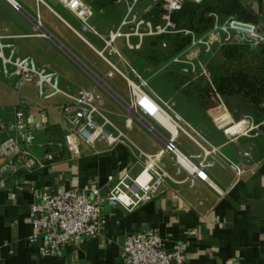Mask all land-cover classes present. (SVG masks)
Returning <instances> with one entry per match:
<instances>
[{"label": "crops", "instance_id": "0c3cea01", "mask_svg": "<svg viewBox=\"0 0 264 264\" xmlns=\"http://www.w3.org/2000/svg\"><path fill=\"white\" fill-rule=\"evenodd\" d=\"M86 1L94 14L90 18L93 28L84 29L77 14L60 0H21L20 10L9 0H0V31L9 35L19 54H31L56 69L62 85L70 92L75 93L81 87L94 88L97 103L111 121L139 148L157 154L165 148L171 134L167 123L173 124L166 118L165 125L153 117L132 112L128 78L119 72L109 74L110 62L128 72L131 80H145L143 87L183 127L178 129L175 138L177 147L194 160L200 159V153L215 160L206 167L211 181L189 177L185 169L178 172L174 153L164 150L157 155V160L178 181L167 179L157 196L133 210L105 200L104 214L108 222L100 235L68 243L60 254H42L39 248L42 236L35 242L30 241L34 227L29 209L37 192H61L71 187L89 191L93 185L105 191L113 180L127 171L136 173L141 167L137 148L126 142L109 143L100 139L94 146L83 142L76 155L66 146H47L48 139L61 140L67 130L60 105L66 97L57 94L44 102L49 124L37 132L35 168L7 173L0 180V264H121L125 236L148 227L160 231L167 248L183 244L188 264H264L262 110L257 108L254 116L246 104L247 98L236 100L233 95L218 92L211 93L209 104L192 103L185 94L182 95L186 103L179 104L176 96L182 92L174 77L169 75L175 85L171 90H166L162 81L152 79L162 68V62L153 64L149 51L155 46V40H146L151 34L143 36L138 52L127 45L124 36L110 41V31L120 26L127 14L128 2ZM238 3V15L264 22V0H238ZM137 4L134 12L140 18L149 17L148 13L140 12L143 6ZM122 29L129 31L131 27L126 25ZM140 30L145 31L146 26L141 25ZM131 39L135 42L140 37L134 33ZM151 64L157 67L150 72ZM32 89L34 93L23 91V94L40 100L35 83ZM166 102L172 103V108ZM15 103L4 106V115L11 116ZM245 114H252L253 121L259 124L258 134L232 132L234 122ZM107 127L114 130L111 125ZM47 150L54 152L53 160L45 157ZM10 192L16 197L10 198Z\"/></svg>", "mask_w": 264, "mask_h": 264}, {"label": "built area", "instance_id": "2783aa9c", "mask_svg": "<svg viewBox=\"0 0 264 264\" xmlns=\"http://www.w3.org/2000/svg\"><path fill=\"white\" fill-rule=\"evenodd\" d=\"M9 1L14 8L18 10L23 8L21 0ZM60 1L77 14L83 22L84 29L93 28L90 18L94 14V9L86 0ZM125 1L128 2L127 14L120 26L110 31V41H114L118 36H124L130 48H138L145 34L162 33L166 30L161 24L154 27L150 19L140 18L134 12V6L139 0ZM183 1L167 0L170 9L180 8ZM151 7L152 3L148 4L145 10ZM211 13L215 20L210 35L206 39L194 37L192 45L203 43L206 50H209L212 42L220 38L221 34L223 42L227 43L247 42L254 46L264 44V22L241 19L234 14L220 20L216 12ZM133 21H136L135 25L130 24ZM142 24H146V31L140 30ZM40 25L41 21L38 17V26ZM126 25H129L131 30L122 29ZM185 31L192 32L189 29ZM134 33L140 37L135 42L131 39ZM8 37L9 35L0 31V75L9 79V85L20 93V97L11 107L10 117L0 110V180L7 173L35 168L37 160L34 145L37 132L45 129L49 124V114L44 102L57 94H63L66 97L60 105L67 130L61 140L48 139L47 146H66L71 154L76 155L80 153V146L83 142L92 146L100 139H106L109 143L126 142L137 148V159L141 162V167L136 173L125 172L120 178L113 180L105 191L93 185L89 190L91 193L78 187L67 188L61 192L48 190L37 192L36 199L29 209L30 221L34 227L30 241L35 242L39 235L42 236L39 245L42 254H60L68 243H76L85 238L100 235L108 222L104 214L105 200L112 205H121L127 210H133L157 196L167 179L178 181L157 160V155L164 150L174 153L178 172L185 169L189 177L197 176L211 181L206 167L212 165L215 160L209 159L206 153L198 154L200 159L194 160L177 147L175 138L178 129L183 128L178 121L172 119L175 122V131L170 129L171 134L164 149L157 154L145 152L123 130L118 128L104 109L99 106L94 88L81 87L75 93L70 92L62 86L60 73L56 69L47 63L40 62L31 54H19L16 44ZM110 63L112 68L109 74L119 72L128 78L131 111L146 115L147 113L138 104L145 93L146 89L143 86L146 81L135 82L129 78L128 72L123 71L115 63ZM28 82L35 83L40 100H33L23 94L22 88ZM166 105L172 108V103L166 102ZM150 106L156 109L154 105ZM158 106L162 117L169 115L168 109L162 102H159ZM108 125L113 126L114 130L108 128ZM150 128L153 129V126ZM231 130L235 134H252L253 131V134H258L259 124L253 121L251 115L245 114L234 122ZM45 157L53 160L54 152L47 150ZM233 166L240 170L237 164ZM191 180L193 182V179ZM9 197L14 198L16 194L10 192ZM122 257L121 264H188L184 245L176 243L172 248H167L164 236L155 227L128 233L123 243Z\"/></svg>", "mask_w": 264, "mask_h": 264}, {"label": "rangeland", "instance_id": "374dc122", "mask_svg": "<svg viewBox=\"0 0 264 264\" xmlns=\"http://www.w3.org/2000/svg\"><path fill=\"white\" fill-rule=\"evenodd\" d=\"M192 1L201 3L205 0H199V1L192 0ZM138 2H137L138 4L136 3L137 6H143L140 12H145L146 14L148 13L149 17H146V19H150L154 27L157 24H161L162 28L166 29L162 31V33L151 34L150 35L151 37L146 36V40L147 39L155 40V46L154 47L151 46L152 48H150L149 51V53L152 54L151 57L153 58V62H154L153 64L157 65L159 64V62H162V68H160L157 71V73L154 76H152V79L153 80L155 79L156 81L159 80L162 81V86H164L166 90L174 89L175 88L174 81H175L176 86L177 84L178 85L182 84L181 85L182 89L184 87H187V89L190 88L193 91V97L195 99L191 98L186 93V91H183L181 88H179V91L182 92V93L179 92L176 96L179 104H182V102L186 103V99L182 94H185V96L188 97L189 101L191 102L193 101L194 103L198 102L203 104H209L210 102L208 101V99L212 98L211 93L216 94L219 91L217 90V86H216V84H218L219 75L223 71H225L226 68H232L233 65H234L233 67L235 68H241L246 66V68H250L253 73L257 72L259 76H264V55L263 57L261 55L263 60H260L259 57L255 58V56L258 53H251L252 52L251 50H254L255 48L259 47L258 45L254 46L247 42H242V43L223 42L222 34L220 35L221 36L220 38L212 42L211 48L209 50H206V46L203 43L192 45V40L194 37L197 39L200 37H204V39H206L210 35L211 33L210 31L212 27H210L208 30L204 31L203 33L202 32L198 33L196 30L190 27L179 28L177 24L170 17V12L174 9L169 8V3L167 2V0H157V1L149 0L146 6L152 3V7L147 11L145 10L146 6L144 4L147 2V0H139ZM137 6L135 10H137ZM135 23L136 21H133L130 24L135 25ZM142 25L146 26V24H142ZM78 28L80 29V31H83L82 26L80 27L78 26ZM185 29H189L192 32H186ZM146 30H147V26H146ZM170 38L172 41L170 40ZM173 39H177L180 42L179 43L175 42V44L173 43L172 45V42H174ZM181 40L182 42L183 40H188V41L185 42L180 49H178ZM227 45L237 46L235 49V53L230 51L229 54H227L226 56L224 54L223 47ZM133 49H135V51L138 52L137 48H133ZM106 54L109 56L108 52H106ZM153 64L149 65L150 72L157 67ZM169 75L174 77L175 80L173 81L172 79H170ZM33 83L34 82L26 83L23 86L22 91L34 93L32 89ZM198 85L200 86L204 85L202 90H205L207 92L205 93L206 95L205 98L199 97V94L197 92ZM209 86L210 87L212 86V88H210ZM213 88H215V90ZM233 96L236 97L235 98L236 100L237 99L244 100L243 99L244 97L247 98L249 100V103L247 101L246 104L248 105L249 109H252L251 112L255 116V112L258 106H255L249 97L243 95H242L243 97L238 96V94L237 95L235 94ZM19 97H20V93L9 85V79L4 77L3 75H0L1 112L3 114H6L4 106L17 102ZM239 103L243 105V101H240ZM263 104L264 101L262 102V105ZM252 114L249 115L252 116Z\"/></svg>", "mask_w": 264, "mask_h": 264}, {"label": "trees", "instance_id": "16d2710c", "mask_svg": "<svg viewBox=\"0 0 264 264\" xmlns=\"http://www.w3.org/2000/svg\"><path fill=\"white\" fill-rule=\"evenodd\" d=\"M113 1L114 0H100L102 3H110ZM238 9V0H205L201 3L192 0H185L180 8L174 9L170 12V17L179 28L190 27L198 33H203L213 26L215 18L211 12H216L219 15L220 20H224L230 14H234L241 19L253 20L250 17L238 15L236 13ZM188 40H183V42L181 40L178 49H180ZM173 41L172 45L173 43L175 44V42H180L177 39H173ZM258 46V48L251 50V53H258L255 58L259 57L260 60H263L264 44ZM236 47L237 46L233 45L224 46V54L227 56L230 51L235 53ZM233 66L232 68H226L225 71L219 75L218 84H216L217 90H219L218 93L220 92L224 95L238 94L247 96L255 106H258V108L260 107V110L264 112V104L262 105V102L264 101V76H259L257 72L253 73L251 69L246 68V66L241 68H235ZM181 85L177 84L179 88H181ZM203 87L204 85L197 86V92L200 98H205V93H207L205 90H202ZM210 88H212V86ZM213 89L215 90V88ZM182 90L186 91L191 98H194L193 91L190 88L187 89V87H184Z\"/></svg>", "mask_w": 264, "mask_h": 264}, {"label": "clouds", "instance_id": "9594fccd", "mask_svg": "<svg viewBox=\"0 0 264 264\" xmlns=\"http://www.w3.org/2000/svg\"><path fill=\"white\" fill-rule=\"evenodd\" d=\"M159 102L160 101L151 92L145 90L138 104L147 113V116L158 120L161 116L158 106ZM150 105H154L156 109L154 110Z\"/></svg>", "mask_w": 264, "mask_h": 264}, {"label": "bare ground", "instance_id": "6f19581e", "mask_svg": "<svg viewBox=\"0 0 264 264\" xmlns=\"http://www.w3.org/2000/svg\"><path fill=\"white\" fill-rule=\"evenodd\" d=\"M164 118L169 119V120L171 121V123H172L173 125H171V124H169V123H167V125L169 126V128H171V130L175 131V122L172 120V118H170L169 115H166V116H164V117H162V115H161V116H160V122H161V123H162V120H163ZM163 122H164V120H163ZM164 124H165V123H164ZM165 125H166V124H165Z\"/></svg>", "mask_w": 264, "mask_h": 264}]
</instances>
